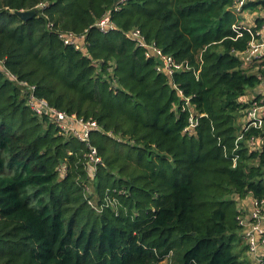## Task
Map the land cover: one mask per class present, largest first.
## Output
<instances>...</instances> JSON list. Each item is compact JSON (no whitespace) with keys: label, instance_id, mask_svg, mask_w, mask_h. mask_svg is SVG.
Instances as JSON below:
<instances>
[{"label":"trees","instance_id":"trees-1","mask_svg":"<svg viewBox=\"0 0 264 264\" xmlns=\"http://www.w3.org/2000/svg\"><path fill=\"white\" fill-rule=\"evenodd\" d=\"M119 1L0 0V264H250L236 204L264 200V127L243 130L242 100L264 86V57L245 64L252 34L237 36L234 0ZM107 14L117 30L97 27ZM133 29L192 69L159 72ZM6 71L97 120L94 177L88 145L37 115Z\"/></svg>","mask_w":264,"mask_h":264},{"label":"built area","instance_id":"built-area-1","mask_svg":"<svg viewBox=\"0 0 264 264\" xmlns=\"http://www.w3.org/2000/svg\"><path fill=\"white\" fill-rule=\"evenodd\" d=\"M125 0H120L123 3ZM257 0H234L230 9L240 18L238 22L233 25L237 36H242L244 31L252 34V39L249 42L248 49L243 53L245 64L252 61H260L264 57V24L261 28L254 31L257 24V18H264V10L262 12L245 11L244 6L250 2ZM118 9V8H116ZM97 27L100 30L110 32L117 30V27L110 14L105 15L98 23ZM125 35L133 39L136 46L140 47L146 58H154L157 61L156 69L159 72L165 73L169 76L184 70H191L192 67L188 62H179L172 55L167 54L162 48L157 46L154 42H148L140 29H133L125 32ZM60 38L67 45H73L76 48L84 49L85 36L74 33H62ZM0 66L2 68V59L0 58ZM6 70V69H5ZM196 78H199L201 69H193ZM7 72V71H6ZM8 77L15 81L22 91L26 94L27 104L39 116H47L56 124L59 132L65 135L73 136L88 145V151L85 154L88 171L91 177L96 175L99 166L103 165V159L99 154L97 147L91 144L92 135L96 131H103V128L95 119H85L76 114H69L52 106L46 98L37 95V86L30 84L27 81L20 80L15 74L7 72ZM264 88V86H263ZM243 102L249 103L245 109V123L243 130L247 131L252 127H264V90L258 92L252 98L244 97ZM186 105L193 108V115L190 117V123L185 131L189 134L195 133V127L198 124V119L194 106L190 103V98L186 97ZM243 132L238 139H242ZM250 145L252 148H261L262 145L256 139H251ZM236 162V158H234ZM66 169L62 165L61 170ZM238 206L240 213L237 216L239 225L242 228V238L247 246V252L250 254L253 264H264V200L253 198L252 196L243 199ZM168 264L167 259L164 261Z\"/></svg>","mask_w":264,"mask_h":264},{"label":"rangeland","instance_id":"rangeland-1","mask_svg":"<svg viewBox=\"0 0 264 264\" xmlns=\"http://www.w3.org/2000/svg\"><path fill=\"white\" fill-rule=\"evenodd\" d=\"M252 90H250L249 92H248V95H250L249 93L251 92ZM239 201H241V200H238L237 201V204L236 205H240V203L241 202H239ZM246 247H245V242L242 240H238L237 241V246H236V249H235V251L237 252V251H243V253H242V258L244 259V260H247L248 262L250 261V263H251V260H252V258H251V256H250V254L246 251V250H244ZM245 251V252H244ZM252 264H253V261H252Z\"/></svg>","mask_w":264,"mask_h":264},{"label":"water","instance_id":"water-1","mask_svg":"<svg viewBox=\"0 0 264 264\" xmlns=\"http://www.w3.org/2000/svg\"><path fill=\"white\" fill-rule=\"evenodd\" d=\"M36 14V10H24V11H17V15L20 16L22 19L28 20L34 17Z\"/></svg>","mask_w":264,"mask_h":264},{"label":"crops","instance_id":"crops-1","mask_svg":"<svg viewBox=\"0 0 264 264\" xmlns=\"http://www.w3.org/2000/svg\"><path fill=\"white\" fill-rule=\"evenodd\" d=\"M262 90H264L263 87H261V88H256V89L252 90V91L249 93L250 95L247 94V95L244 96V97H246V98H252L253 96L257 95L258 92H260V91H262Z\"/></svg>","mask_w":264,"mask_h":264}]
</instances>
